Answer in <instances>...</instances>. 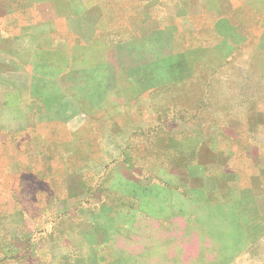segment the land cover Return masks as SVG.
Here are the masks:
<instances>
[{
	"label": "rangeland",
	"instance_id": "obj_1",
	"mask_svg": "<svg viewBox=\"0 0 264 264\" xmlns=\"http://www.w3.org/2000/svg\"><path fill=\"white\" fill-rule=\"evenodd\" d=\"M35 1L31 11L18 1L14 14L0 0V186L6 163L41 174L49 146L38 136L55 125L35 123L39 110L71 117L55 141L105 112L131 124L108 141L115 156L113 144L128 145L121 162L72 203L96 211L92 225L89 213L80 221L93 234L56 222L35 239L41 264H67L72 252L78 264H264V0H178L182 10L171 0H81L64 4L67 18ZM179 14L191 17L184 35L156 33L182 29ZM23 210L0 211L17 251L34 239L20 228Z\"/></svg>",
	"mask_w": 264,
	"mask_h": 264
},
{
	"label": "trees",
	"instance_id": "obj_2",
	"mask_svg": "<svg viewBox=\"0 0 264 264\" xmlns=\"http://www.w3.org/2000/svg\"><path fill=\"white\" fill-rule=\"evenodd\" d=\"M12 5H16L13 0ZM63 109L62 107H56L51 118L52 122L57 123V127L53 129V134L55 133V136H58L60 126L64 124L63 119L70 118L66 116ZM105 113H103L102 116L100 114L98 120L103 135H96L91 143V147H93V149L97 147L99 145L97 143L98 140H101L102 143H106V155L114 163L116 162L117 156H115L112 151L110 152L108 141L114 140L115 137L121 136L123 133H128V135L131 134V128H129L131 124H126V114H121L116 111V115L109 116ZM57 141L62 142L63 140ZM112 146L113 150L116 152L120 150L123 151V153L129 148L127 144H113ZM5 150L4 148L3 153L7 154V150ZM5 165L6 177L3 179L5 183L3 186H0V198L4 199V202L0 206V211L9 213L14 210L16 203L23 207V215L29 220V223L26 221L20 228L22 231L29 234V236H33L34 239L32 237L29 238L28 241L24 243V248L17 251L15 250L19 249L17 245L7 240L6 235L0 231L2 233V236L0 235V238H2L0 239V250L3 251L8 248L7 252L10 254L8 256L2 253L4 256H0V264L7 257L14 262L21 261L24 264H41V258L38 256V252H41L44 246H40L35 239L39 235H44L46 238L51 237L54 231V224L62 219L68 218L71 220L72 224H74L76 234L80 239L86 235L91 236L93 234V231L81 228L80 221L89 213L90 218H88V220L92 225V220L90 219H92L91 216L94 215L96 211H90L83 205L76 207L73 206L72 203L80 199L81 193L79 188L81 186L86 185L87 190L91 191L94 189L95 180L107 173V170H103V167L99 163L77 160H71L66 163L55 158L43 156L40 159L41 174L37 178L28 177L24 172L15 171L8 163ZM0 181L2 182V180ZM26 203L28 208H24V204ZM42 203L44 204L42 205ZM9 204L12 205V209H5L4 206H8ZM100 214L108 217V214L105 212ZM46 223L48 227L44 228L43 225ZM67 246L71 245H66L65 247ZM76 248L77 246H75V244L71 246L72 250ZM65 259L67 264H78L80 255L78 256L76 253L72 252L71 256Z\"/></svg>",
	"mask_w": 264,
	"mask_h": 264
},
{
	"label": "crops",
	"instance_id": "obj_3",
	"mask_svg": "<svg viewBox=\"0 0 264 264\" xmlns=\"http://www.w3.org/2000/svg\"><path fill=\"white\" fill-rule=\"evenodd\" d=\"M18 1H22V3H24L27 8L29 9V11H31L32 9H35L40 2L35 1V0H13V2L15 4L18 3ZM70 1V2H69ZM71 1H77L76 3L82 2L81 0H43V2H49V4H53L52 7L55 9V11L53 12V16H56L55 18H63L68 16L67 13V9L64 8V4H69L71 3ZM171 3L174 4L177 8H179V10L181 8L180 6V1L178 0H171ZM18 11L17 5H15L14 9L12 8V10H10L11 13L16 14ZM58 13V14H57ZM201 16H206L204 13H200ZM67 18V17H66ZM171 18V17H170ZM189 18H191L190 16H186V15H177L176 18H173V22L177 23L182 29L180 30H172V29H168V28H160L157 29L156 33H169L174 37H178L181 35L185 34V30L183 29V27L185 25L188 24L189 22ZM169 22H171V20H169ZM7 29V28H6ZM198 31L200 29H195V31ZM164 31V32H162ZM140 39L145 38V36H147V34L145 33H140ZM46 79V77H44ZM34 81L35 78L33 77ZM45 79H43L44 81H46ZM32 81V80H31ZM99 82V81H98ZM84 83V82H82ZM97 88L99 87V84L96 85ZM103 86V90L101 91V94L99 93V91L97 92H93V96L97 97V98H101L103 95V92L105 91L106 88V84L102 85ZM33 100V99H32ZM42 99H37V101L42 102ZM118 106V105H117ZM116 106V107H117ZM54 113L48 111L45 112L43 110H39L38 112H35L33 114V117L35 116V123L37 124H47L50 125L52 123V115ZM64 118V117H62ZM71 118V117H70ZM66 119L64 118V124H69L71 123V119ZM82 122H86L88 121V119L86 118H82ZM55 127H57V123L53 122ZM87 123V122H86ZM74 128H72L71 126L67 127L66 130V138L60 142V141H55L53 138L55 137V133L54 134H47L45 135V133H43L42 135H39L38 138H40L41 140H44L47 143V146H49L47 152L44 154V156L48 157V158H55L58 159L62 162H66L68 163L71 160H77V161H83V162H89V161H94L99 163L102 167L103 170H107L115 165L116 163L119 164L118 162H121L122 159V155L124 154L123 151L119 150V155L116 157V162H112V160L105 154V150L102 149L101 147H99L102 143L101 140H98L97 143L99 144L97 147H95L93 149V147H91V143L93 142V139L96 135H103L102 134V129L99 125V123L97 124V126H95L94 128H87L85 130H79L80 128L75 127L73 125ZM1 130V129H0ZM17 132L19 131V129H15ZM45 131V129H44ZM3 132V131H2ZM3 134V133H2ZM95 143V142H94ZM118 145V144H117ZM123 145V144H121ZM106 175V174H105ZM104 176V175H103ZM102 176V177H103Z\"/></svg>",
	"mask_w": 264,
	"mask_h": 264
}]
</instances>
